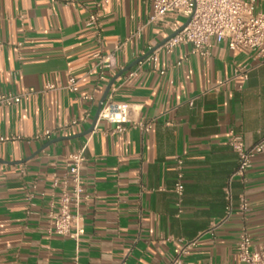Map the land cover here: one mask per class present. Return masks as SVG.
I'll use <instances>...</instances> for the list:
<instances>
[{
  "label": "crops",
  "instance_id": "obj_1",
  "mask_svg": "<svg viewBox=\"0 0 264 264\" xmlns=\"http://www.w3.org/2000/svg\"><path fill=\"white\" fill-rule=\"evenodd\" d=\"M256 7L264 12V0ZM95 12L100 39L88 25ZM152 13L150 0H0V94L79 79L76 94L59 89L0 106V138L20 137L0 142V264H72L75 256L80 264H171L191 243L184 264H235L243 231L264 245V150L247 182L232 183L229 217L224 192L238 164L230 131L248 148L264 137L263 58L216 41L208 56L192 54L191 45L159 50L157 68L145 58L110 91L116 103L131 106L127 130L112 133L114 124L95 121L115 75L172 34L149 22ZM99 50L117 54L118 70L105 82L94 69ZM237 68L248 78L235 75ZM74 119L80 124L73 129L33 139ZM82 147L85 234L77 245L50 232L49 214L57 198L53 176H63L67 154ZM177 157L184 161L181 201Z\"/></svg>",
  "mask_w": 264,
  "mask_h": 264
},
{
  "label": "built area",
  "instance_id": "obj_2",
  "mask_svg": "<svg viewBox=\"0 0 264 264\" xmlns=\"http://www.w3.org/2000/svg\"><path fill=\"white\" fill-rule=\"evenodd\" d=\"M108 0H103L107 2ZM153 13L150 16V23L163 24L172 34L169 39L158 50L150 54L146 62L149 66L157 68L158 51L166 53L173 52L181 45H191L192 54L208 56L211 53L213 41L225 43L232 51H244L255 53L256 57L264 59V12L257 10L258 0H150ZM183 19L184 22H180ZM88 25L92 27L98 38L102 36V25L100 15L95 12L90 15ZM141 31H138L139 34ZM1 45V43H0ZM121 48V46H120ZM96 60L94 69L98 72V81L105 82L108 73L116 72L117 54L116 51L104 54L97 51L94 54ZM235 75L244 79L248 78L245 69L237 68ZM59 89L68 90L71 93H78L79 79L69 77L66 85L61 86L54 83H47L43 89L30 88L20 94L1 93L0 106L19 105L23 101H29L33 96L44 95L50 91ZM85 99H91L85 96ZM131 106L118 104L114 101L113 95L109 93L104 101L98 120H105L115 125L112 133L124 132L127 130ZM80 124V120L74 119L55 130H45L34 136V140H50L61 131L70 130ZM148 131L151 123L144 125ZM0 138V142L19 139ZM228 143L237 155L238 164L236 171L230 177L224 189L227 202L226 215L229 217L234 211L232 183L239 179L243 184L247 182V173L252 167L253 159L264 150V137L252 147H246L243 137L230 131ZM86 162L85 147L66 156V171L63 176L55 174L52 179V188L57 191V198L51 204L49 214L51 228L50 232L55 235L69 238L78 245L85 234L84 218L80 213V207L86 196L82 184V169ZM177 179L174 192L181 201L184 195V161L181 157L176 158ZM30 200L33 195L27 194ZM180 205V204H179ZM249 210L248 201L244 195L240 197L239 213L244 214ZM193 243L183 246L178 250L175 259L171 264H184L183 256ZM237 262L235 264H264V245L256 246L248 232L243 231L236 245ZM72 264H80L78 256H75ZM204 264H230L214 263L209 261Z\"/></svg>",
  "mask_w": 264,
  "mask_h": 264
},
{
  "label": "water",
  "instance_id": "obj_3",
  "mask_svg": "<svg viewBox=\"0 0 264 264\" xmlns=\"http://www.w3.org/2000/svg\"><path fill=\"white\" fill-rule=\"evenodd\" d=\"M168 39H169V38H168ZM168 39H166V41H167ZM166 41H165V42H166ZM165 42H163V43L161 44V46L164 45ZM154 50H156V49H153L152 51H150L149 53H147L145 56H143L142 58L138 59V60L135 61L133 64H131L129 67H127L126 69L120 71V72H119L117 75H115V77L109 82V84H108V86H107V88H106V90H105V93H104V95H103V98L101 99V102H100V104H99V108H98V111H97V114H96L95 121L98 120L99 113H100V111H101L102 105H103L104 101L106 100L107 96L109 95V93H110V91H111V89H112V87H113L115 81L117 80V78H119L123 73H125V72L128 71L129 69H131L134 65H136L137 63H139V62H141L142 60H144L145 58H147L150 54H152V53L154 52ZM93 129H94V125H93V127H91V129H90L89 131H87V132L81 134L80 136H84V135L90 133ZM72 138H74V137H72ZM55 141H56V140H55ZM52 142H54V141H52Z\"/></svg>",
  "mask_w": 264,
  "mask_h": 264
},
{
  "label": "rangeland",
  "instance_id": "obj_4",
  "mask_svg": "<svg viewBox=\"0 0 264 264\" xmlns=\"http://www.w3.org/2000/svg\"><path fill=\"white\" fill-rule=\"evenodd\" d=\"M181 22H184V20H183V19H181Z\"/></svg>",
  "mask_w": 264,
  "mask_h": 264
}]
</instances>
